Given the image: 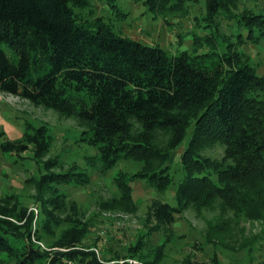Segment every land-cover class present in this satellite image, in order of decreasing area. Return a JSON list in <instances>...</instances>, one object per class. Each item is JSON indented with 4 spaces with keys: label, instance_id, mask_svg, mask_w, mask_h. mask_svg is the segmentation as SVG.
I'll use <instances>...</instances> for the list:
<instances>
[{
    "label": "trees",
    "instance_id": "16d2710c",
    "mask_svg": "<svg viewBox=\"0 0 264 264\" xmlns=\"http://www.w3.org/2000/svg\"><path fill=\"white\" fill-rule=\"evenodd\" d=\"M140 1L156 16L184 9L183 0ZM88 2L0 0V93L73 119L80 140L96 149L90 164L101 171L139 156L144 169L132 177L145 179L159 194L174 182L163 163L188 138L174 204L160 198L150 203L145 227L152 232L172 235L178 215L218 196H229L244 206L264 200V99L260 96L264 76L237 49L240 43L264 39V13H237L236 0H205L203 20L211 31L197 38L198 45L209 46V51L197 53L194 48L192 53L170 54L121 36L101 18L85 21L76 10ZM220 19L233 22L237 29L220 37L225 49L221 53L216 46ZM232 35L237 36L235 42ZM160 130L168 133L162 149L155 145ZM50 139L44 125L15 140L0 132V151L19 154L31 145L34 157L40 159L48 153ZM213 139L225 144L223 160L217 164L198 156L199 148ZM151 160L158 163L153 166ZM43 167L45 172L35 184L43 195L37 197L40 218L36 221L22 202L0 197V264H101L93 251L80 250L89 222L61 188L85 185L89 174L62 171L56 157L44 160ZM132 179L116 178L121 184L120 205L132 206ZM139 247L128 244L126 249ZM157 253L151 258L146 254L147 263L157 264Z\"/></svg>",
    "mask_w": 264,
    "mask_h": 264
},
{
    "label": "rangeland",
    "instance_id": "374dc122",
    "mask_svg": "<svg viewBox=\"0 0 264 264\" xmlns=\"http://www.w3.org/2000/svg\"><path fill=\"white\" fill-rule=\"evenodd\" d=\"M204 2L183 0L184 9L166 16H156L140 0H89L84 9L76 11L85 21L101 18L121 36L144 45L158 46L170 54L179 51L192 53L194 48L197 53H206L209 46H199L201 40L197 38L209 35L211 31L203 20ZM236 3L239 7L237 13H264V0H236ZM236 31L233 22L219 20L216 40L219 53L225 50L220 37ZM242 34L244 37L245 33ZM230 40L235 42L237 36L232 35ZM237 49L246 53L257 74L264 76V39L260 43H240ZM260 96L264 99V92ZM40 125L46 126L51 135L50 148L44 157L35 158L31 145L19 154L0 151V197L11 196L22 202L34 213L36 221L40 218L37 197L42 198L43 195L37 193L35 184L45 172L43 161L56 157L62 164V171H86L90 177L87 184L77 187L63 184L61 188L67 197L79 204L89 222V232L80 250L93 251L99 263L149 264L146 254L151 258L160 251L157 264H264V203H261L264 200L260 198L258 203L244 206L229 196H218L199 208L190 206L177 216L172 235L168 237L145 227L153 198L174 204L177 183L183 176L182 152L188 138L163 163L174 182L159 194L145 179L132 177L144 169V161L139 156L122 160L109 171H101L90 164L96 149L80 140V129L73 119L62 118L53 110L0 93V132H4V138L19 139L25 131L33 132ZM167 139L166 131L155 133V145L159 149L165 147ZM224 149L225 144L221 140L213 139L199 148L198 156L201 160L217 164L223 160ZM157 163L151 160L153 166ZM121 175L133 178L130 183L132 206L120 205L117 201L121 184L116 178ZM47 242L51 243L50 240ZM37 243L43 247L42 243ZM128 244L141 245L142 248L131 251L134 249H126ZM134 253L144 260L132 257ZM117 254L124 255L125 259L120 260Z\"/></svg>",
    "mask_w": 264,
    "mask_h": 264
},
{
    "label": "built area",
    "instance_id": "2783aa9c",
    "mask_svg": "<svg viewBox=\"0 0 264 264\" xmlns=\"http://www.w3.org/2000/svg\"><path fill=\"white\" fill-rule=\"evenodd\" d=\"M134 264H139V262H134ZM140 264H143V263H140Z\"/></svg>",
    "mask_w": 264,
    "mask_h": 264
}]
</instances>
